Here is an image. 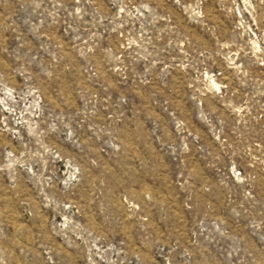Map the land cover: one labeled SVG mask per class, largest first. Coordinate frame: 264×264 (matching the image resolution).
<instances>
[{"label":"rangeland","instance_id":"374dc122","mask_svg":"<svg viewBox=\"0 0 264 264\" xmlns=\"http://www.w3.org/2000/svg\"><path fill=\"white\" fill-rule=\"evenodd\" d=\"M0 264H264V0H0Z\"/></svg>","mask_w":264,"mask_h":264}]
</instances>
